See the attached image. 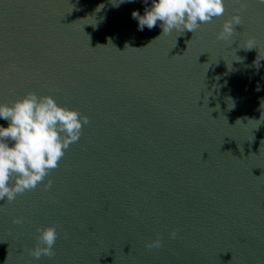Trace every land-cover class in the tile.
Masks as SVG:
<instances>
[{"label":"water","instance_id":"water-1","mask_svg":"<svg viewBox=\"0 0 264 264\" xmlns=\"http://www.w3.org/2000/svg\"><path fill=\"white\" fill-rule=\"evenodd\" d=\"M151 3L0 0V102L32 91L88 118L42 183L0 200V264H264V4L165 35L131 15ZM49 225L55 255L36 259Z\"/></svg>","mask_w":264,"mask_h":264},{"label":"clouds","instance_id":"clouds-1","mask_svg":"<svg viewBox=\"0 0 264 264\" xmlns=\"http://www.w3.org/2000/svg\"><path fill=\"white\" fill-rule=\"evenodd\" d=\"M259 3L264 4V0H259ZM102 7L100 5L97 10ZM224 13V0H152L143 15L136 10L131 15L137 20L140 30L145 26L152 29L159 22L162 34L166 35L172 31L195 32L201 24L211 23ZM240 23L238 14L225 20L217 39L228 41ZM253 47H256L254 38H249L243 48ZM0 119L7 121L6 126L0 125V200L8 202L42 183L50 171L58 167L70 145L79 140L83 126L88 123L87 116L78 110L57 103L50 95L38 96L32 91L10 103L0 102ZM50 186L51 181H48L46 187ZM13 223L21 224L23 220L16 217ZM35 231L36 244L28 254L36 259L42 255L53 257L58 238L56 227L37 226ZM169 235L175 238L176 232ZM145 246L161 247L159 234Z\"/></svg>","mask_w":264,"mask_h":264}]
</instances>
